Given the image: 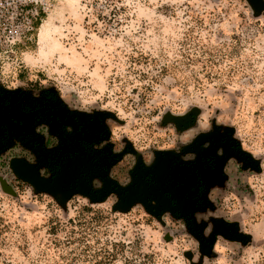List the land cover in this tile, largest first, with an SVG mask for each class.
Listing matches in <instances>:
<instances>
[{"label": "rangeland", "instance_id": "rangeland-1", "mask_svg": "<svg viewBox=\"0 0 264 264\" xmlns=\"http://www.w3.org/2000/svg\"><path fill=\"white\" fill-rule=\"evenodd\" d=\"M48 2L0 54V261L264 264V0Z\"/></svg>", "mask_w": 264, "mask_h": 264}, {"label": "built area", "instance_id": "built-area-1", "mask_svg": "<svg viewBox=\"0 0 264 264\" xmlns=\"http://www.w3.org/2000/svg\"><path fill=\"white\" fill-rule=\"evenodd\" d=\"M49 9L48 0H0V54L31 42Z\"/></svg>", "mask_w": 264, "mask_h": 264}, {"label": "flooded vegetation", "instance_id": "flooded-vegetation-1", "mask_svg": "<svg viewBox=\"0 0 264 264\" xmlns=\"http://www.w3.org/2000/svg\"><path fill=\"white\" fill-rule=\"evenodd\" d=\"M21 108V109H20ZM18 107L17 109L20 111V112H22V113H24L26 116H28V115H30L31 113H33V112H35L34 110H32V109H29V107H27L26 105H24V104H21V107ZM36 113V112H35ZM39 115H38V113H36V115H35V118H37Z\"/></svg>", "mask_w": 264, "mask_h": 264}, {"label": "water", "instance_id": "water-1", "mask_svg": "<svg viewBox=\"0 0 264 264\" xmlns=\"http://www.w3.org/2000/svg\"><path fill=\"white\" fill-rule=\"evenodd\" d=\"M252 6L258 10L263 8V0H247Z\"/></svg>", "mask_w": 264, "mask_h": 264}, {"label": "trees", "instance_id": "trees-1", "mask_svg": "<svg viewBox=\"0 0 264 264\" xmlns=\"http://www.w3.org/2000/svg\"><path fill=\"white\" fill-rule=\"evenodd\" d=\"M1 221V220H0ZM0 227H2V228H0V235L2 234V232H3V229H6V227H4L2 224H0ZM3 242H4V240H3ZM0 245H2V243H0ZM1 256V255H0ZM0 264H9V263H7V262H5V261H0Z\"/></svg>", "mask_w": 264, "mask_h": 264}]
</instances>
